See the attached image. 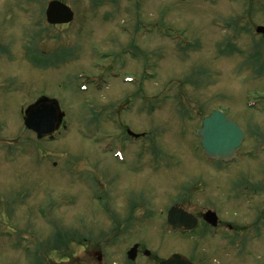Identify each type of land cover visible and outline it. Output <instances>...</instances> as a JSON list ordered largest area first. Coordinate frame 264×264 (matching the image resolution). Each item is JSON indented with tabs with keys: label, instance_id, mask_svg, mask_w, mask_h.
Returning a JSON list of instances; mask_svg holds the SVG:
<instances>
[{
	"label": "rangeland",
	"instance_id": "rangeland-1",
	"mask_svg": "<svg viewBox=\"0 0 264 264\" xmlns=\"http://www.w3.org/2000/svg\"><path fill=\"white\" fill-rule=\"evenodd\" d=\"M48 1L0 0V194L19 188L0 206V264L91 263V243L111 264L138 239L157 259L175 250L196 264H264V39L255 33L264 0H61L74 19L57 26L45 22ZM40 93L65 114L56 141L37 140L23 125L21 106ZM216 108L246 131L227 165L207 161L195 134ZM128 130L146 133L141 155L142 139L131 141ZM239 175L244 197L234 198ZM142 201L147 224L122 232L117 215L118 233L111 230L108 206L125 219ZM172 204L216 211L222 225L170 233ZM259 224L255 236L249 229ZM234 225L247 237L241 254ZM51 234L67 235L66 248L33 252Z\"/></svg>",
	"mask_w": 264,
	"mask_h": 264
},
{
	"label": "water",
	"instance_id": "water-1",
	"mask_svg": "<svg viewBox=\"0 0 264 264\" xmlns=\"http://www.w3.org/2000/svg\"><path fill=\"white\" fill-rule=\"evenodd\" d=\"M46 19L49 23H67L72 20L71 9L58 1H51L46 9ZM257 32L264 34V28L258 27ZM56 102L41 104L27 110L24 118L25 126L35 132L38 139L53 133L58 116ZM200 136V145L204 153L212 159L231 160L236 154V148L243 140V131L232 119L216 110L206 116L197 132ZM215 214L207 212L205 220L215 224ZM173 229L180 228L184 231L192 230L195 219L179 208H171L167 217ZM74 264V263H66ZM160 264H192L181 255H174Z\"/></svg>",
	"mask_w": 264,
	"mask_h": 264
},
{
	"label": "flooded vegetation",
	"instance_id": "flooded-vegetation-1",
	"mask_svg": "<svg viewBox=\"0 0 264 264\" xmlns=\"http://www.w3.org/2000/svg\"><path fill=\"white\" fill-rule=\"evenodd\" d=\"M8 91H11L10 89H8V88H6ZM9 93H11V92H9ZM46 101H48V100H46V98H37L36 100H35V103H37V104H40V103H43V102H46ZM18 193H19V188H17V187H12L11 188V197H9V196H4V194L1 192V194H0V206L3 204V203H9V199H11V200H16V197H17V195H18ZM15 195V196H14ZM7 201V202H6ZM11 209H12V205H11V207H7V212H6V216H9L10 217V211H11ZM140 209H141V207H140ZM122 214V213H121ZM121 214H117V213H110V216L112 217V215H114V216H117V215H119V216H121V221H123V222H130V221H133V220H138V218L137 217H139V220H141L142 218H143V216H141L142 214L141 213H138V215L139 216H136L137 215V213H133V212H129L128 214H129V216L128 217H126L125 219H123V215H121ZM0 216H2L1 215V213H0ZM11 217H13V216H11ZM198 219V222L200 221V217L199 218H197ZM114 230V229H113ZM115 232H117L118 233V231H115ZM122 232H128V231H122ZM140 234H141V231H140ZM117 237H113V236H109V241L110 242H112V241H115V239H116ZM139 241H141V239H138ZM125 241H126V239H125ZM135 244H138V249H137V258H136V260H143V259H145V260H147L148 258H150V260H152L153 262H156L157 261V258H153V257H151V255L149 254V255H145V250H144V248H143V244L142 243H140V242H132L131 244H129L127 247H126V249H128V248H130L131 246H133V245H135ZM142 244V245H141ZM92 245V247H91V250H90V258H92V262L91 263H88L87 261H83L82 263L83 264H104V254L103 253H101L102 252V250H99V247L97 246V245H95V243H91L90 244V246ZM126 251V250H125ZM125 251L124 252H122L119 256H118V258H119V260H118V262L117 261H115V262H111V264H125V262L126 261H124V253H125ZM107 264H109V263H107ZM129 264V263H128Z\"/></svg>",
	"mask_w": 264,
	"mask_h": 264
}]
</instances>
